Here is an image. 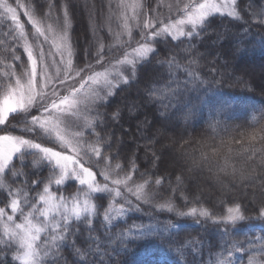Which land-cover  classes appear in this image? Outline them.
<instances>
[{"label":"snow or ice","instance_id":"obj_1","mask_svg":"<svg viewBox=\"0 0 264 264\" xmlns=\"http://www.w3.org/2000/svg\"><path fill=\"white\" fill-rule=\"evenodd\" d=\"M83 6L91 39L81 58L70 0H15V4L0 0V34L10 38L0 41V51L5 53L0 55V264H69L65 249L72 251V264H103L105 255L110 264L111 255L119 253L116 249L105 253L99 238L92 235L95 219L101 215L105 225L121 228L109 236V243L122 247L124 254L132 241L154 240V247L161 251L168 245L169 253L175 247L183 255L182 249L191 248L193 264H236L235 253L241 254L240 264L245 256L246 264H264V223H251L253 219L264 222V188L256 207L255 193L247 206L223 194L235 186L255 187L257 177L251 174L257 171L255 165L237 167L227 156L221 163L216 148L212 152L218 159L212 163L203 150V139L181 137L172 143L178 145L177 159L183 166L174 180L172 174L161 177L156 171L161 156L155 145L157 135L167 129L161 127L149 135L138 123L135 135L143 144L136 140L129 155L124 135L131 123L117 135V126L124 128L123 109L117 105L108 114L113 98L139 83L142 71L156 60V68H167V74L160 73L146 85L141 106L164 109L160 115L166 123L177 113L185 122L192 119L196 110L183 98L206 83L196 69L199 44L216 18L221 23L227 17L230 23L247 25L245 33L253 23L264 25V0L246 6L251 22L244 19L239 0H176L168 4L167 13L162 11V0L155 6L153 0H109L103 23L88 0ZM20 12L30 28L21 21ZM162 53L164 59H158ZM127 107L135 118L136 104ZM219 126L217 120L209 128L216 133ZM248 140L258 141L261 147L250 143L244 149L248 154L245 165L257 153L264 165V127L253 131ZM141 147L146 163L148 154L152 155L150 167L143 170L138 155ZM197 170H207L211 175L206 178L221 189L215 209L200 196L199 186L195 194L189 192L187 174ZM145 205L149 222L137 223L134 216ZM248 208L254 217L246 215ZM165 213L168 226L160 228L159 216ZM171 216L192 219L196 228L211 222L220 234L219 250L213 253L209 248L206 261L207 241L194 238L174 245L171 236L178 234L179 225ZM245 222L243 235H259L232 239L241 234L238 225ZM81 225L87 226L86 247L75 243Z\"/></svg>","mask_w":264,"mask_h":264},{"label":"trees","instance_id":"obj_2","mask_svg":"<svg viewBox=\"0 0 264 264\" xmlns=\"http://www.w3.org/2000/svg\"><path fill=\"white\" fill-rule=\"evenodd\" d=\"M104 1L106 2L104 4L107 5H105L100 12V21L102 22L105 21L109 13V0ZM12 2L15 4V0H12ZM98 2L102 3L101 0H98ZM250 2H255V0H239V7L240 10L244 12V19L251 22V16L249 12L244 11ZM155 4L156 1L154 0L153 6H155ZM162 4L167 9L166 2L162 0ZM253 10L255 9L253 8ZM20 16L21 21L25 23L27 27H30V25H27L26 17L22 16L21 14ZM73 22H75L73 23L74 38L77 40L76 32L79 30L85 32V27L82 23L81 14L79 11H77V14L74 13ZM76 27L78 28L77 31ZM244 27H247V25H236L234 23H230L229 18H224V23H221L219 18L215 19V22L209 29L208 34L204 36L203 43L199 44V51L197 53L198 65L196 66V69L200 73L201 78L205 80L206 83L200 85L196 91L187 93L183 98L192 107H197L201 104L202 108L198 110V115L194 116V119H192L191 123L185 122L184 120L174 122V128L184 132L182 135L177 137H175V135L173 136L172 133H168L166 135L167 137H171L173 140L175 139L177 141H179L181 137L184 139H191L193 141L203 139L205 144L203 150L208 153L209 160L212 163H215L218 159L217 155L212 152V149L216 148L220 154L221 163L223 162L222 158L227 156L237 162V167L251 168V166L255 165L257 171L251 174L257 177V182L255 187H249L247 189L248 191H258L259 194L257 195V204L253 206L256 207L262 200L261 189L264 188V185H262L260 181H264V171H262V169H264V165H262L260 162L259 153H257V158L255 160L249 161L247 165H245V157L248 154L244 152V149L248 147L250 143H254L256 148L261 147V144L258 141L250 142L248 140V136L253 131L258 132L261 127H264V119H262V116H264V82L262 81V79H264V42H262L264 41V25L253 23L251 26V31L248 33L243 31ZM235 38L236 44H234L233 41ZM8 39L10 38L0 34V41ZM2 48L3 44L0 43V49ZM234 48L235 50L241 49L244 51L243 55L239 56L236 60L237 65L234 66L235 68L231 67V63L229 62V58ZM4 54L5 53L0 51V55ZM8 55H10V53H8ZM164 55L165 54L162 53L158 59H164ZM245 64H253V66H256L257 69L260 68L262 77L259 75L256 76V72H254V70H252L251 73L248 71L250 75L247 73V71L244 72L240 70L242 65L246 66ZM213 69H216V71L213 72ZM160 73L167 74V68L157 69L156 60H153L152 65H149L142 71L139 83H134L131 88L121 92L119 95L113 98L114 103L108 114L110 116L111 111L114 110L117 105L123 109V129H127L129 123H131L130 132L125 133L129 134L130 137L136 134V126L138 123H142V130H146L149 135H153L154 132L159 129V124L164 120L160 115L161 111H165L164 109L157 110L155 106L147 104L145 107L146 109L143 111L139 110V108L142 107L141 104L143 98L146 95V85L158 77ZM142 80L144 82H141ZM127 102H129L130 105L133 103L136 104L137 114L135 118L130 117L128 113V107L125 108ZM186 110L187 109H185V111ZM169 111H174V109ZM195 117H197V119ZM130 119H133V122H131ZM217 120L220 121V126L216 133H212L209 125L215 123ZM225 126L227 131H224ZM123 129L117 126V135L124 131ZM206 133L208 135H205ZM213 136L216 138L213 139ZM163 138H166V136L162 137L161 140H163ZM136 140H139L141 144H143V140L140 138V136L135 135V143ZM237 140L241 141V143H236L235 141ZM124 141L126 145L125 151L130 155L131 150L135 148V146L132 144V141L127 139H124ZM177 147L178 145H173V150L176 151V154H178ZM229 149H231V152H229ZM157 153H159L161 156V159L158 162L159 166L156 170L157 174L165 178L169 174H172V178L174 180L175 174L179 171L178 166L171 167L168 165V163H166V160L163 157L167 153L163 150L157 151ZM199 154L200 153L198 152L197 156H199ZM138 155L142 170L145 167H150V162L152 160L151 153L148 155L147 163L144 159L145 152L143 147H141ZM197 173H200L201 175L204 174L206 176L211 175L207 172V170L203 171L202 173L197 170L192 174L195 176ZM228 179L230 180V178ZM190 185V194H195L197 192L196 185L193 182H191ZM231 189L232 190L230 191L229 195H226L227 199L229 201L238 199L244 203L245 206H247L249 200L244 198V196L242 197L241 195H238L239 189ZM164 190L168 191L166 179L164 182ZM176 196L179 200V193H177ZM200 196L210 208L215 209L217 197L220 195L216 191H213V193L210 192L209 196ZM180 203L182 204L183 202L181 201ZM223 210V208L220 209V211ZM148 212L149 206L145 205L141 213L135 214V221L137 223L149 222ZM246 215L254 217L255 214L253 213L252 208L247 209ZM159 220L160 223L158 227L164 228L168 226L167 213L161 214L159 216ZM171 220L179 225V227L175 230L178 234L171 236L174 245L177 243L183 244L186 241L192 240L194 238L207 241L208 243L204 248V259L206 261L209 256V248L212 249L213 253L219 250V245L221 242L220 234L216 232L214 225L211 222H209L206 226L196 228L193 227L194 222L192 219H178L176 216H171ZM131 222L132 221L130 220L129 223ZM251 223L259 226L264 222L253 219ZM247 226V222L238 225V227L241 229V234L234 236L232 239L236 241H243L248 238L255 239L259 233H253L251 237H247L242 234L243 229ZM92 227L94 229L92 235L99 238L102 251L108 253L113 249H116V251L119 253L111 255L110 264H174L175 259H179L180 264H193L194 254L191 248L182 249L183 255L177 253L175 247H173L172 252L169 253L167 251L168 245H165V250L161 251L159 248L154 247V240L132 241L129 245L127 254H124L122 247H119L117 244L109 243V236L120 231L121 228L105 225L102 220V215L95 219ZM121 227H123L122 223ZM205 227L207 228V231H205ZM105 228H108V231H105ZM80 231L81 235L75 239V243L78 246L86 247L87 245L85 244L84 236L87 235V226L81 225ZM165 235H167V233H165ZM63 255L67 258L69 264H72L74 259L72 251L65 249ZM240 255V253H235L236 264H240ZM214 258L215 256L213 255V259ZM246 261L247 256L244 257V264H246ZM60 264H63V261H61ZM103 264H109V257L107 255L104 257Z\"/></svg>","mask_w":264,"mask_h":264},{"label":"rangeland","instance_id":"obj_3","mask_svg":"<svg viewBox=\"0 0 264 264\" xmlns=\"http://www.w3.org/2000/svg\"><path fill=\"white\" fill-rule=\"evenodd\" d=\"M154 1V0H153ZM156 2H157V0H155ZM163 1H165L166 2V5L168 6V4H175V2H176V0H163ZM101 2L102 3H100V2H98V0H88V6H89V8H94V10H95V13L98 15V18H99V20H101L100 19V12L102 11V9H103V7L105 6V5H107V4H104V3H106L104 0H101ZM70 3H71V5H72V8H73V13H75V14H77V11H79V13L81 14V18H82V23H83V25H84V27H85V32L84 31H77V27H76V33H77V35H76V38H77V42H78V44H79V47H80V55H81V58H83V56H84V48L87 46V42L91 39V32H90V30H89V24H90V21H89V18H88V12L84 9V6H83V3H84V0H79V3H77V0H70ZM109 4V3H108ZM109 6V5H108ZM162 11H164L165 13H167V11H168V7H167V9H166V7L165 6H163V4H162ZM20 14L22 15V16H24L23 15V12H20ZM225 18H227V17H225ZM230 19V18H229ZM101 23H103L102 21H100ZM73 23H75V22H73ZM77 26V25H76ZM30 28V27H29ZM79 36V37H78ZM234 41V44H236V38H235V40H233ZM238 41V40H237ZM237 48V47H236ZM22 50V49H21ZM243 50H241V49H237V50H235V48H234V50H233V52H232V54H231V56H230V60H229V62L231 63V67H234V66H236L237 65V59H238V57L239 56H241V55H243ZM26 58V57H25ZM246 66H244V65H242L241 67H240V70H242V71H244V72H246L247 71V73L250 75V73L252 72V70H254V72H256V76H260V77H262L261 75H262V72L260 71V68L259 69H257L256 68V66L254 67L253 66V64H245ZM235 68V67H234ZM261 68H263V67H261ZM246 69V70H245ZM250 73H249V72ZM257 80H259V79H257ZM262 81L264 82V79H262ZM141 82H144L143 80L141 81ZM260 82H261V80H260ZM264 84V83H263ZM137 91V90H136ZM128 105H130L129 104V102H127V104H126V106H125V108H127V106ZM124 106V105H123ZM147 106V104L145 105H143L142 107H140L139 108V110L140 111H143L144 109H146L145 107ZM195 108V110H196V115L195 116H197L198 115V110H200L201 108H202V106H201V104H200V106H195L194 107ZM128 113H129V111H128ZM196 119H197V117H195ZM192 119H194V117L192 118ZM192 119H189L187 122L188 123H191V121H192ZM131 120V122H133V119H130ZM181 120H184L183 119V116L180 114V113H177V115L173 118V120L171 121V123H166V122H164V120L159 124V129L161 128V127H163V128H165V129H167V131L166 132H164V133H162V134H158L157 135V138H158V140H159V143H157L156 145H155V150H156V152L157 151H161V150H163L164 152H166L167 154H165L164 155V157L163 158H165V160H166V163H168V165L169 166H171V167H176V166H178V169L180 168V166H182L183 165V161L182 160H178L177 159V156H178V154H176V151L175 150H173V143H172V141H173V138H171V137H167V135L166 134H168V133H172L173 134V136L175 135V137H177V136H180V135H182L184 132L183 131H181V130H177V129H175L174 128V122H176V121H181ZM185 121V120H184ZM124 130V129H123ZM133 130H134V128H133ZM134 132V131H133ZM157 133V130L154 132V134H156ZM137 136V135H136ZM139 136V135H138ZM166 136V138H163V140H161V138L162 137H165ZM192 136H194V135H192ZM200 136V135H199ZM202 137V136H201ZM141 138V137H140ZM124 139L126 140H129V141H132V144L135 146V140H133L130 136H129V134H125L124 135ZM160 145V146H159ZM149 155V154H148ZM174 165V166H173ZM187 176H190L191 178L188 180V183L190 184L191 182H193L195 185H196V188H197V186H199V194L200 195H206V196H209V194H210V192H212L213 193V191L215 192H217V193H219V195H221L222 193H221V189H220V187L218 186V185H216L215 183H214V180L213 179H207L206 177H209V176H206V175H201L200 173H197L195 176L192 174V173H190V174H187ZM232 188H237V189H239V194L238 195H241L242 197L244 196V198H247L248 200H250L251 199V197H252V194L253 193H255V195H256V198L258 197L257 195L259 194L258 193V191L257 190H253V191H248V189H244V188H241V187H239V186H235V187H232ZM249 188V187H248ZM236 189V190H237ZM197 190V189H196ZM232 189H224V192H223V194L224 195H229V193H230V191H231ZM245 191H247V193H248V195L247 196H245L244 195V193H245ZM241 197V198H242ZM240 198V197H239ZM210 200V199H209Z\"/></svg>","mask_w":264,"mask_h":264}]
</instances>
